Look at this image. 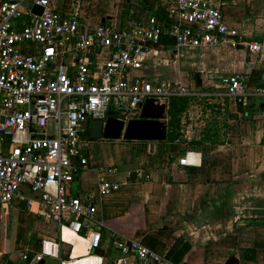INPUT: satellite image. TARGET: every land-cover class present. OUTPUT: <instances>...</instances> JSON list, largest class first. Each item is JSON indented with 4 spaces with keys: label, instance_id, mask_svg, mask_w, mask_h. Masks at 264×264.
<instances>
[{
    "label": "built area",
    "instance_id": "obj_1",
    "mask_svg": "<svg viewBox=\"0 0 264 264\" xmlns=\"http://www.w3.org/2000/svg\"><path fill=\"white\" fill-rule=\"evenodd\" d=\"M35 6L43 9L41 15ZM167 12L168 23L149 15L123 28H89L77 13L57 11L52 0H0V204L19 202L36 217H48L59 228L60 242L71 233L88 242V255L102 245L97 207L92 197L76 194L73 184L89 165L93 121L105 124L114 117L127 124L140 117L148 100L169 105L179 97H227L243 106L250 96L241 75L222 77L213 94L163 77L153 82L141 73L148 58H163L170 67L182 48H217L232 39L233 47L246 45L264 63V41L250 42L228 26L219 5L172 0ZM254 93L264 97V88ZM192 154L179 166L196 165ZM113 172L99 169L101 196L121 189L108 180ZM109 238L123 256L120 264L131 257L142 264H171L157 250L115 231ZM46 255L26 251L19 259L41 263Z\"/></svg>",
    "mask_w": 264,
    "mask_h": 264
},
{
    "label": "crops",
    "instance_id": "obj_2",
    "mask_svg": "<svg viewBox=\"0 0 264 264\" xmlns=\"http://www.w3.org/2000/svg\"><path fill=\"white\" fill-rule=\"evenodd\" d=\"M52 1L57 11L77 13L89 28L100 24L123 28L139 16L153 15L159 9L168 11L172 5V0H131L130 4L137 2L143 7L139 8L138 16L132 11L122 19L112 0ZM209 1L219 5L224 22L238 29L246 40L264 41V0ZM231 42L228 39L217 48H193L197 58L194 65L207 68L213 80L243 76L250 92L243 109L233 99L221 97L213 107L220 113L218 121L210 125L193 118L192 122L182 119L184 141L137 145L142 150L141 157L123 169L107 154L99 158L86 153L88 168L76 175L73 189L81 198L92 197L95 201V226H101L102 232L98 251L88 255V242L71 233H66L65 243L60 242L59 228L52 220L36 217L24 204L15 202L10 206L0 204V238L10 249L5 252L0 242L5 254L0 264H73L86 260L87 264H120L123 256L109 238L112 231L157 250L171 264H205L204 256L211 254L208 249L213 242L225 240V215L233 213L231 210L225 213V205L232 201L231 191L245 187L246 182L264 185V97L254 93L257 88H264V63L246 45L233 47ZM168 110L169 105L167 123ZM206 128L217 131L213 139L219 143L193 144L201 139ZM191 152L195 153L191 157L197 164L179 166V161ZM121 158L125 160L127 156L122 154ZM128 160H132L131 155ZM101 168L114 169L108 180L121 184L118 192L100 195L97 187ZM254 202L259 204L253 210L263 213L264 202L258 199ZM245 206H237L238 212L245 213ZM250 248L259 254L257 248ZM26 251L33 254L44 251L45 261H20V252ZM128 264L142 263L131 257Z\"/></svg>",
    "mask_w": 264,
    "mask_h": 264
},
{
    "label": "rangeland",
    "instance_id": "obj_3",
    "mask_svg": "<svg viewBox=\"0 0 264 264\" xmlns=\"http://www.w3.org/2000/svg\"><path fill=\"white\" fill-rule=\"evenodd\" d=\"M61 1L63 3H69V1L72 0ZM130 1L131 0H112V3L118 7L117 11L119 13L121 12L120 18L126 19L131 15L132 11L134 13L133 15L138 16V13L141 11L139 8L143 7L142 5H139L137 2L130 4ZM109 25L117 27L115 24ZM195 57L196 52H194L193 48H182L179 51V58L176 61L171 60L170 67L165 65L163 58L154 59L149 57L148 65L141 73L153 82L163 77L170 82L183 83L189 88H199V92L213 94L216 89L211 85L219 83L221 77H217L214 80L211 79L210 74H207V68L194 65V61L197 59H195ZM198 83L201 85H198ZM223 98L225 100V97ZM220 99L221 97L191 99L190 106L183 115V119L187 122H192L194 119L199 123H209L212 125V122L214 123V121L219 120L218 114L220 113L219 111H215L213 107L216 106L215 101ZM211 109L212 112H209L208 110ZM148 143L149 141H126L123 138L108 140L92 139L90 137L87 154L92 153L99 158L107 154L119 169H123L130 165V163L135 164L138 161L137 158L141 157L142 150H139L137 145L143 146ZM122 154L126 155L127 159H122ZM129 155L132 156V160H128ZM245 185V187L235 188V190L231 191L230 199H232V201L230 205L228 203L225 205V213L227 210H231L233 213L231 212V216L225 215V240L222 241L218 239L213 242V246L208 249L211 250V254L207 253L204 256L206 260L205 264H226L229 257L233 254L240 258V264H264V212L258 213L253 210V208H257L259 204L255 203L254 199L264 202V185H250L248 182H246ZM239 202L243 203L238 204ZM244 205H246V212H238L239 208H237V206L244 207ZM226 206L230 208L228 209ZM229 217L231 219L230 222L228 219ZM0 242L4 251L9 252V244L1 238ZM250 247L260 250L254 262L244 261L242 259L245 248ZM21 253L23 252H20V254ZM12 257L15 256L12 255Z\"/></svg>",
    "mask_w": 264,
    "mask_h": 264
},
{
    "label": "water",
    "instance_id": "obj_4",
    "mask_svg": "<svg viewBox=\"0 0 264 264\" xmlns=\"http://www.w3.org/2000/svg\"><path fill=\"white\" fill-rule=\"evenodd\" d=\"M33 11L41 15L43 9L35 6ZM21 31L23 32L24 28H21ZM167 108L168 105L164 101L148 100L140 117L127 124L114 117L108 118L105 124L102 120L93 121L90 136L92 139L123 138L126 141L165 142L168 135ZM185 238L192 243L187 235ZM240 261V258L233 254L226 264H240Z\"/></svg>",
    "mask_w": 264,
    "mask_h": 264
},
{
    "label": "trees",
    "instance_id": "obj_5",
    "mask_svg": "<svg viewBox=\"0 0 264 264\" xmlns=\"http://www.w3.org/2000/svg\"><path fill=\"white\" fill-rule=\"evenodd\" d=\"M153 15L168 23V12L166 9H159ZM190 100L191 98L188 97L173 98L170 100L168 110V135L166 142L172 143L176 141H184L182 134V119L190 106ZM240 109H243L242 105H240ZM216 134L217 131H213L212 128H206L202 133L201 139L198 142H193V144H217L219 143L218 140L213 139ZM257 255V250L245 248L242 259L244 261H255Z\"/></svg>",
    "mask_w": 264,
    "mask_h": 264
},
{
    "label": "bare ground",
    "instance_id": "obj_6",
    "mask_svg": "<svg viewBox=\"0 0 264 264\" xmlns=\"http://www.w3.org/2000/svg\"><path fill=\"white\" fill-rule=\"evenodd\" d=\"M89 262V260H86V262L85 261H83V262H75V263H73V264H87Z\"/></svg>",
    "mask_w": 264,
    "mask_h": 264
}]
</instances>
